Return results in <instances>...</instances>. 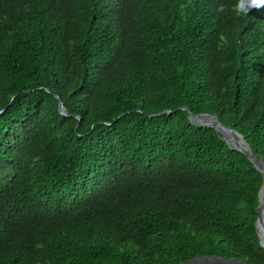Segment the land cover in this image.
Wrapping results in <instances>:
<instances>
[{"label": "trees", "instance_id": "1", "mask_svg": "<svg viewBox=\"0 0 264 264\" xmlns=\"http://www.w3.org/2000/svg\"><path fill=\"white\" fill-rule=\"evenodd\" d=\"M236 3L0 0V264H264L261 175L180 110L264 163V7Z\"/></svg>", "mask_w": 264, "mask_h": 264}, {"label": "water", "instance_id": "2", "mask_svg": "<svg viewBox=\"0 0 264 264\" xmlns=\"http://www.w3.org/2000/svg\"><path fill=\"white\" fill-rule=\"evenodd\" d=\"M48 92V90H47ZM56 98V96H55ZM180 110L185 111L187 113V118L188 120L194 124L196 127H205V128H211L213 129L215 132L219 133L223 140L230 145L234 150L242 153L248 160L249 162L253 165V167L256 169V171L261 175L262 179H263V184L261 189L258 192V205L255 209L256 213H257V218L255 220L254 223V227H255V232L258 238V243L259 246L264 249V237L262 239V237L259 235L258 232V224L261 225L262 227H264V219L262 217L263 213H264V200L261 201V191L263 189L264 186V163L260 160H258L253 154L252 152L249 150L246 142H244L241 138V136L235 132L234 130H232V128H230L229 126H226L224 124H222L221 122H219L218 118L214 115H210V114H192L191 112L188 111V109L186 107H181ZM58 112L59 114L65 116L66 113L64 112V108L60 105L58 107ZM162 113H169V111H162L153 115H159ZM210 117L213 119L212 123H200L196 120L197 117ZM77 118V117H75ZM228 135V137H226V135ZM240 139L242 140V143H240ZM180 264H248L246 262H243L241 260L235 259V258H224V257H218V256H204V257H194L192 259H190L187 262L184 263H180Z\"/></svg>", "mask_w": 264, "mask_h": 264}, {"label": "clouds", "instance_id": "3", "mask_svg": "<svg viewBox=\"0 0 264 264\" xmlns=\"http://www.w3.org/2000/svg\"><path fill=\"white\" fill-rule=\"evenodd\" d=\"M264 7V0H237V3L233 6V10L238 15H246L252 9H259ZM218 11L223 12L225 10V5H219Z\"/></svg>", "mask_w": 264, "mask_h": 264}, {"label": "bare ground", "instance_id": "4", "mask_svg": "<svg viewBox=\"0 0 264 264\" xmlns=\"http://www.w3.org/2000/svg\"><path fill=\"white\" fill-rule=\"evenodd\" d=\"M196 120L198 121V122H200V123H212L213 122V119L212 118H210V117H197L196 118ZM226 135V137H228V135L227 134H225ZM240 143H242V140L240 139ZM264 200V186H263V189H262V191H261V201H263ZM262 217H263V219H264V213H263V215H262ZM258 232H259V235L262 237V239H263V235H262V233H264V227H262L261 225H259L258 224Z\"/></svg>", "mask_w": 264, "mask_h": 264}, {"label": "rangeland", "instance_id": "5", "mask_svg": "<svg viewBox=\"0 0 264 264\" xmlns=\"http://www.w3.org/2000/svg\"><path fill=\"white\" fill-rule=\"evenodd\" d=\"M262 235L264 236V233H262Z\"/></svg>", "mask_w": 264, "mask_h": 264}]
</instances>
